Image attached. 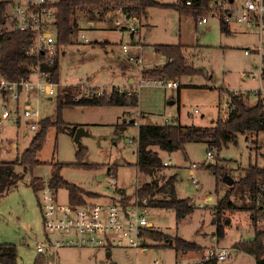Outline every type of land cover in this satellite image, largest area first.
<instances>
[{
	"label": "rangeland",
	"instance_id": "374dc122",
	"mask_svg": "<svg viewBox=\"0 0 264 264\" xmlns=\"http://www.w3.org/2000/svg\"><path fill=\"white\" fill-rule=\"evenodd\" d=\"M158 1L171 3L179 0ZM245 1L222 0L223 8L230 7V11H235ZM223 8L209 5L208 12L204 13L208 21L202 22L173 7L151 6L146 15H140L134 34L127 27L114 26L111 20L108 23L95 21L91 26L85 16L78 13V30L59 58L60 87L78 85L81 95L84 88L110 91L120 85L137 89L139 104L65 107L61 120L68 128L61 131L56 126L49 128L44 147L38 153L40 163L27 171L21 165L17 166L18 171L24 172V178L0 197V242L17 245L21 264H34L40 255L44 258L42 264H46L50 258L37 251L38 242L46 239V230L38 192L32 187L31 179L51 173L54 162L77 161L80 146L71 130L84 127L89 131L90 135L81 137L82 146L88 148L83 160L102 166L67 165L62 169V175L85 191L98 194H85V200L111 203L120 198L121 193L133 194L141 183L153 178L142 174L136 165L140 123L180 122L183 125L212 126L218 116L224 114V103L229 102L231 91L242 93L251 105L264 96L261 75L264 30L259 33L232 19L228 22L230 33L224 32L218 15ZM83 32L87 38L81 37ZM161 43L184 44L188 59L203 72L183 76L179 88H166L157 83L140 85L143 70L165 63L166 57L157 53L154 47ZM125 44L131 55L143 58V63L128 57L123 49ZM130 78L134 79L133 82H129ZM27 100L38 110V120L24 116ZM8 105L11 110L18 109L20 116L2 119L0 107V160L15 159L29 146L39 129V126L36 129L31 127L33 120L57 119V95L49 97L35 91L24 92L19 104L9 99ZM133 118L135 123L131 122ZM152 148L159 151L164 161L171 160L158 175H163L165 180L176 175L177 196L189 198L194 210L179 216L170 208L149 207L147 214L152 216L156 229L171 238L180 236L195 241L201 248L178 252L167 246V241L151 239L146 250L126 245H110L108 248L61 246L57 264H198L211 246L217 244L230 248L241 239L254 238V200L239 188H232L233 184L224 180L225 175L218 178L208 164L226 167V174L234 181L240 179L250 165L264 166V133L239 134L221 150L210 148L205 141L188 142L184 148L173 152L161 150L157 145ZM209 149L213 150L214 156H208ZM193 164L197 165L194 169L197 184L191 177ZM231 188V198L237 207L224 211L220 221L224 235L219 237L215 205ZM58 196L61 202H66L68 190L60 188ZM49 235L60 236L58 233ZM233 253L232 259L219 264H255L252 253Z\"/></svg>",
	"mask_w": 264,
	"mask_h": 264
},
{
	"label": "trees",
	"instance_id": "16d2710c",
	"mask_svg": "<svg viewBox=\"0 0 264 264\" xmlns=\"http://www.w3.org/2000/svg\"><path fill=\"white\" fill-rule=\"evenodd\" d=\"M190 1V3H188ZM212 0H179L171 3H164L158 0H57L55 28L59 42L60 52L57 55L54 65L45 62L43 53L32 52L31 47L34 41V32L14 27L8 17L9 1L0 0V74L10 81L27 78L32 72V67L40 64L44 69L52 72L51 79L59 84L57 94V119L46 117L39 122V129L34 134L29 146L15 159L0 160V197L10 191L17 183L24 178V172L18 171L17 166L21 165L25 171L40 163L39 151L44 147L47 139V132L50 127L56 126L59 131L65 130L67 125L61 120V113L65 107L75 105H125L137 106L139 104V93L137 89H122L112 87L101 95L77 98L80 94V87L69 85L60 86V65L59 58L65 45L71 43V37L78 30V13H82L88 20L99 21L108 11H114L123 6L126 12L146 15L147 9L151 6L173 7L181 13L192 14L197 20L207 13ZM219 19L221 29L230 33L229 23L224 20V11L220 10ZM157 53L166 57L162 65H155L142 71L143 78H166L178 80L185 75L202 73L188 59L185 52V45L182 43H161L156 44ZM264 80V67L261 70ZM180 87V86H179ZM178 87V88H179ZM5 98L9 102V91H4ZM229 104L231 110L227 118L221 115L215 120L212 126L183 125L180 122L151 123L142 122L139 124L138 134V160L137 168L145 175L152 176V180L141 183L133 194L121 193V197L114 201L131 202L136 196L147 198L149 207H165L173 209L179 216L187 215L194 210L189 198H181L176 194V175L165 180L162 172L169 164H165L159 151L152 148L157 145L161 150L173 152L184 148L186 143L192 141L208 142L210 148L217 147L219 150L233 141L239 134L264 133V96L251 105L246 96L242 93L230 92ZM144 116V114L142 115ZM132 123L136 119H131ZM76 129V128H75ZM76 130H71L74 135ZM88 148L81 146L76 154L77 161L71 163L54 162L51 167V185L57 191L60 188L68 190L69 198L73 203L85 201L84 195L97 196V193L88 192L74 182L67 180L62 175V169L67 165L80 166L84 168H100V163H88L83 159ZM208 152H213L209 149ZM218 178H222L227 168L218 164H208ZM164 180V181H162ZM264 180V166L250 165L244 170L242 177L233 183L234 189L239 188L254 200L252 206L255 215V198L260 192L259 182ZM31 185L38 192L42 187V180L39 176H33ZM230 189L224 196L220 197L215 205L218 222L217 235L223 237L224 228L220 224L221 217L226 209H233L237 206L232 201L233 189ZM170 189V192L169 190ZM136 194V195H135ZM146 238L152 241H167L166 245L174 247L178 252H188L201 248L195 241L183 237H170L166 233L150 228L145 232ZM243 251L254 254L257 258L264 253L261 244V236L255 232L251 240H240L235 244ZM44 258L40 255L34 264H42ZM0 264H21L18 258V248L14 243L0 242ZM198 264H219L216 259L202 260Z\"/></svg>",
	"mask_w": 264,
	"mask_h": 264
},
{
	"label": "built area",
	"instance_id": "2783aa9c",
	"mask_svg": "<svg viewBox=\"0 0 264 264\" xmlns=\"http://www.w3.org/2000/svg\"><path fill=\"white\" fill-rule=\"evenodd\" d=\"M9 1L8 17L12 25L22 30H31L34 32V41L31 47L32 52H41L45 57L48 65H54L57 55L60 52L57 31L55 28L56 21V2L57 0H7ZM190 3V1H188ZM211 6L224 7L222 0H212ZM224 9V8H223ZM234 19L237 23L245 25L247 28L256 29L259 33L264 30V0H246L245 3L230 11V7L224 9V20L227 22ZM112 24L118 28H129L136 32L140 23V16L126 12L123 6L114 11L106 12L100 21ZM199 21L207 22V16L199 17ZM91 26L95 21L87 20ZM128 22V24H126ZM82 38H87L86 33L81 34ZM124 52L128 57L143 63L140 56L131 55L129 46H123ZM247 52V51H246ZM52 72L44 69L40 64L32 67L29 77L16 81L8 80L0 74V107L2 109V119L18 118L20 111L11 110L8 101L5 98L4 91H9L10 99L19 104L24 92L35 91L38 94L52 97L58 94L59 84L51 79ZM142 83H157L166 88L179 87L178 80H169L166 78H143ZM122 90L121 87H118ZM81 97L104 94L106 89H85ZM231 106L229 102L224 103L223 118H227ZM24 116L38 120L39 112L35 110L30 103L24 105ZM13 119V118H12ZM168 121V119H167ZM39 122L33 120L31 127L36 129ZM208 156H214V152H208ZM170 164V161H165ZM197 167L193 164L190 167L191 177L195 184L197 178L194 169ZM42 187L39 190L38 201L43 215V222L46 230V239L38 242L37 251L50 256L46 264H57L58 250L61 246H78V247H105L110 245L129 247H138L146 250L150 240L146 238L147 229L155 228L151 218L148 215L149 206L147 198L136 196L131 202L123 201L108 202H91L85 200L82 203H73L69 196L66 202L59 200L57 189L51 185V173H45L41 177ZM260 192L255 198L256 210L253 215L255 230L261 236V244L264 248V180L259 182ZM49 233H58L59 237H51ZM255 235V233H254ZM218 238V236L215 235ZM243 240V239H241ZM202 260L216 259L219 262L230 260L234 257L233 251H243L237 246H211L205 250ZM255 264H264V253L257 258ZM201 260V261H202ZM158 263V260H156Z\"/></svg>",
	"mask_w": 264,
	"mask_h": 264
},
{
	"label": "water",
	"instance_id": "95a60500",
	"mask_svg": "<svg viewBox=\"0 0 264 264\" xmlns=\"http://www.w3.org/2000/svg\"><path fill=\"white\" fill-rule=\"evenodd\" d=\"M83 135H90V133L84 127H78L77 130L75 131L74 138H75V140L77 141V143L79 144L80 147L82 146L81 137ZM224 180L228 184H233L234 183V179L230 175H228V174H225ZM168 190L170 192V189H168ZM108 254H111V252L108 251Z\"/></svg>",
	"mask_w": 264,
	"mask_h": 264
},
{
	"label": "crops",
	"instance_id": "0c3cea01",
	"mask_svg": "<svg viewBox=\"0 0 264 264\" xmlns=\"http://www.w3.org/2000/svg\"><path fill=\"white\" fill-rule=\"evenodd\" d=\"M127 24H128V22H127ZM132 34H134V32H132ZM155 65H157V64H155ZM141 73H142V72H141ZM133 80H134L133 78H130L129 82H133ZM115 86L122 87V86H120V85H115ZM122 89H125V88L122 87Z\"/></svg>",
	"mask_w": 264,
	"mask_h": 264
}]
</instances>
